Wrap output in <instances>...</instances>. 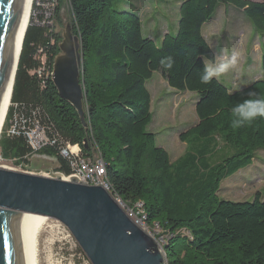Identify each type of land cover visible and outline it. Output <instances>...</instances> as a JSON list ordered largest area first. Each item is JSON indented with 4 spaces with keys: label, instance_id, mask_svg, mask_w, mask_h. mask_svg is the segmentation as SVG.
I'll return each mask as SVG.
<instances>
[{
    "label": "trees",
    "instance_id": "trees-1",
    "mask_svg": "<svg viewBox=\"0 0 264 264\" xmlns=\"http://www.w3.org/2000/svg\"><path fill=\"white\" fill-rule=\"evenodd\" d=\"M66 2L71 31L80 41L87 126L52 82L62 40L60 0L54 29L29 20L0 132L2 159L23 166L32 155H45L67 176L71 168L59 148L64 142L78 144L82 157H102L112 192L125 206L143 203L146 227L161 232L165 264H264V200L258 193L251 201L218 195L225 178L264 150V118L231 126L236 103L250 91L264 96V78L238 89L216 78L210 85L199 80L205 63L216 58L202 26L217 7L234 6L264 35V2L181 0L176 33H165L159 44L142 35L139 12L122 9L119 0ZM166 57L174 61L171 69L160 63ZM260 69L264 73V51ZM155 71L171 88L196 94L198 121L180 134L186 148L173 162L147 130L152 121L147 82ZM36 122L56 144L35 152L25 131Z\"/></svg>",
    "mask_w": 264,
    "mask_h": 264
},
{
    "label": "water",
    "instance_id": "water-1",
    "mask_svg": "<svg viewBox=\"0 0 264 264\" xmlns=\"http://www.w3.org/2000/svg\"><path fill=\"white\" fill-rule=\"evenodd\" d=\"M22 1L0 0V100L11 74ZM61 36L52 82L86 127L80 41L69 25ZM25 213L61 222L91 264H165L163 245L137 226L101 186L85 184L74 176L49 177L4 167H0V264H27Z\"/></svg>",
    "mask_w": 264,
    "mask_h": 264
},
{
    "label": "rangeland",
    "instance_id": "rangeland-1",
    "mask_svg": "<svg viewBox=\"0 0 264 264\" xmlns=\"http://www.w3.org/2000/svg\"><path fill=\"white\" fill-rule=\"evenodd\" d=\"M119 1L123 2L120 5L122 9L139 12L142 35L157 44L165 33H176L181 0ZM62 4V25L57 28L61 34L67 25L70 26V10L66 0H62ZM202 34L216 58L237 57L236 65L219 78L226 85L238 89L255 79L264 78L260 69L264 35L254 30L240 10L232 5L221 4L213 18L202 26ZM147 89L151 95L152 114L147 130L155 135V144L165 149L173 162L186 148V143L180 140V134L198 121L195 112L196 94L171 88L159 71L153 73L147 82ZM0 167L49 177L65 176L56 171L57 161L54 158L36 155L23 166L0 156ZM257 193L264 200V150L257 151L249 165L225 178L218 191L221 199L232 201H251ZM144 230L162 244L158 227H146ZM37 248L38 264H91L68 228L53 218H48L40 231Z\"/></svg>",
    "mask_w": 264,
    "mask_h": 264
},
{
    "label": "built area",
    "instance_id": "built-area-1",
    "mask_svg": "<svg viewBox=\"0 0 264 264\" xmlns=\"http://www.w3.org/2000/svg\"><path fill=\"white\" fill-rule=\"evenodd\" d=\"M60 0H34L32 4L31 20L32 23L52 30L55 28V13ZM13 133L14 129L8 130ZM28 144L33 151H38L43 147L56 144L46 135V130L39 123H34L33 126L25 131ZM60 155L69 161L71 174L64 176L68 179L70 176L76 177L81 182L88 185L101 186L106 190L114 200L124 210L126 215L143 230L146 228V215L143 211V203L136 202L133 206L127 207L121 199L112 192V186L106 179V166L100 155H95L89 158L81 156V147L78 144H70L64 142L59 148Z\"/></svg>",
    "mask_w": 264,
    "mask_h": 264
},
{
    "label": "bare ground",
    "instance_id": "bare-ground-1",
    "mask_svg": "<svg viewBox=\"0 0 264 264\" xmlns=\"http://www.w3.org/2000/svg\"><path fill=\"white\" fill-rule=\"evenodd\" d=\"M34 0H23L17 22V31L14 33V55L11 65V74L5 86V91L0 100V132L4 123L5 115L10 105V98L13 88L14 72L16 68V60L19 54L22 38L25 29L29 23L32 13V4ZM26 214L27 221V242H26V260L27 264H38V238L40 231L46 224L48 217L34 214Z\"/></svg>",
    "mask_w": 264,
    "mask_h": 264
},
{
    "label": "clouds",
    "instance_id": "clouds-1",
    "mask_svg": "<svg viewBox=\"0 0 264 264\" xmlns=\"http://www.w3.org/2000/svg\"><path fill=\"white\" fill-rule=\"evenodd\" d=\"M160 63L165 69H171L174 61L171 57H166L162 58ZM236 63L237 57L235 55L231 58H214L205 63L199 76L200 83L210 85L213 78L218 80L223 74L228 73ZM231 116V126L233 128L251 125L258 118H264V96L250 91L247 99L233 106Z\"/></svg>",
    "mask_w": 264,
    "mask_h": 264
},
{
    "label": "crops",
    "instance_id": "crops-1",
    "mask_svg": "<svg viewBox=\"0 0 264 264\" xmlns=\"http://www.w3.org/2000/svg\"><path fill=\"white\" fill-rule=\"evenodd\" d=\"M220 6V5H219ZM263 52V51H262ZM262 52H261V54H262ZM256 80V79H255ZM252 82V81H251ZM231 87V86H230ZM232 88V87H231ZM232 89H234V88H232ZM36 156H42V157H46V158H51V157H48V156H45V155H37V154H35ZM35 155H32L30 158H29V162H30V159L32 158V157H34Z\"/></svg>",
    "mask_w": 264,
    "mask_h": 264
}]
</instances>
